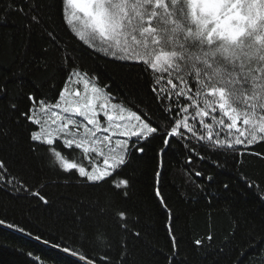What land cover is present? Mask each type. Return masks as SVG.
<instances>
[{
	"label": "snow or ice",
	"instance_id": "6c2138e0",
	"mask_svg": "<svg viewBox=\"0 0 264 264\" xmlns=\"http://www.w3.org/2000/svg\"><path fill=\"white\" fill-rule=\"evenodd\" d=\"M41 4L42 0L21 4L10 0L0 8V20L18 13L25 18L26 28L41 29L48 42L59 47L63 41L44 23ZM58 11L69 39L78 37L115 69L143 67L141 89L147 92V103L138 94L116 95L117 72H112L111 82L97 83L95 71L69 55L63 57L60 71L66 77L54 102L38 95L41 88L55 87L54 76L38 83L13 72L0 83V152L5 142L15 145L25 139L33 159L48 171L69 174L93 190L109 185L107 192L79 201L72 210V223L84 232L83 239L102 245L105 251L94 257L52 240L43 243L76 257L79 264H113L111 250L118 248L115 264H129L133 258L128 239H139L141 232L132 228L127 205L136 181L126 173L148 144L159 139L163 145L157 152L158 177L163 168L161 156L173 144L188 153V164L208 159L219 168L231 163L242 169L250 163L248 157L264 162V151L253 147L264 142V0H59ZM43 52L36 70L47 75L52 65L48 49ZM153 104L155 110L150 108ZM195 176L203 173L197 170ZM241 179L248 188L264 192V181L246 174ZM0 191L14 199L30 196L35 203L50 204L39 188L13 174L3 158ZM155 195L171 221L167 200L159 189ZM5 223L0 219V225ZM7 227L26 232L16 225ZM167 229L171 249L164 256L165 264H188L171 222ZM258 242L264 238L249 240L252 247ZM194 244V250L205 247L201 239ZM84 247L82 243L80 248ZM226 247L227 242L217 254Z\"/></svg>",
	"mask_w": 264,
	"mask_h": 264
},
{
	"label": "trees",
	"instance_id": "16d2710c",
	"mask_svg": "<svg viewBox=\"0 0 264 264\" xmlns=\"http://www.w3.org/2000/svg\"><path fill=\"white\" fill-rule=\"evenodd\" d=\"M9 2L0 0V8L7 7ZM22 2L14 0L15 4ZM41 6L45 9L44 23L63 43L59 47L54 46L41 29H28L23 16L9 13L0 20V83L10 79L13 72L25 81L38 83L54 76L55 87L41 88L38 93L54 102L66 77V73L60 71L63 57L69 55L76 63L93 69L99 77L97 83L111 82L112 72H117L113 84L116 95L138 94L147 103V92L141 89L145 83L141 65L115 69L103 54L89 49L78 37L69 39L61 27L59 0H42ZM49 8L51 11H47ZM45 48L48 49V63L52 65L47 75L36 70L37 58L45 55ZM30 90V87L25 88V91ZM150 108L155 110V105H150ZM161 147L163 145L159 139L152 141L147 145L145 154L126 173L136 181L134 194L127 205L131 210L132 228L141 232L139 239L132 236L128 239L133 258L129 264H133V261L135 264H165L164 256L170 254L171 249L167 229L170 222L176 230V238L181 242L182 258L187 257L188 264H264V242L256 243L255 247L249 244V240L261 241L264 238V199H261L264 192L248 188L241 179V175L246 174L258 182L264 181V162L248 157L250 163L242 169L232 167L231 163L219 168L208 159H194L188 164V153L180 145L173 144L161 156L163 168L158 177L157 152ZM253 147L264 151V142ZM3 148L0 158L8 160L11 172L39 188L50 204L35 203L30 196L27 199H14L0 191V219L6 221L0 225V264H79L76 257L46 245L44 240L79 249L94 257L105 251L102 245H93L83 239L84 232L72 223V210L79 201L107 192L109 185L93 190L82 187L69 174L58 175L56 171H48L33 159L25 139L15 145L5 142ZM64 151L65 154L69 152L67 149ZM83 163L86 165L88 162L84 160ZM197 170L203 176H195ZM208 176H212L213 180L208 181ZM120 178L116 177L117 180ZM224 184H228L229 189H224ZM40 185L45 187L40 188ZM157 189L172 209L171 221L155 195ZM8 224L19 226L26 232L10 229ZM82 227L88 229V225ZM88 235L91 237L92 232L89 231ZM209 235L213 237L211 242L207 240ZM35 236L42 239L38 241ZM197 239L204 240V248L194 250ZM226 242L224 253L218 255V249ZM82 243L84 248H80ZM29 252L33 253L31 257L28 256ZM119 255L118 248L111 250L113 264ZM37 257L40 259L37 260Z\"/></svg>",
	"mask_w": 264,
	"mask_h": 264
},
{
	"label": "rangeland",
	"instance_id": "374dc122",
	"mask_svg": "<svg viewBox=\"0 0 264 264\" xmlns=\"http://www.w3.org/2000/svg\"><path fill=\"white\" fill-rule=\"evenodd\" d=\"M77 162V161H76ZM78 163H80V162H78Z\"/></svg>",
	"mask_w": 264,
	"mask_h": 264
}]
</instances>
